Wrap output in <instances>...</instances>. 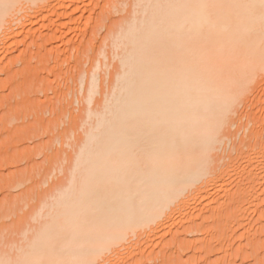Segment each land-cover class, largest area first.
I'll list each match as a JSON object with an SVG mask.
<instances>
[{
  "label": "bare ground",
  "instance_id": "6f19581e",
  "mask_svg": "<svg viewBox=\"0 0 264 264\" xmlns=\"http://www.w3.org/2000/svg\"><path fill=\"white\" fill-rule=\"evenodd\" d=\"M81 1L0 0V52L5 40L16 42L25 34L27 26H20L25 20L33 26L40 18L47 20L55 14L68 15L71 20L70 15L76 12L71 9L70 13L68 3ZM144 2L141 13H137L140 16L124 22L118 44L123 48L119 85L105 110L93 111L96 126L83 143L70 185L50 201V209L43 214L47 219L22 253L20 249V256L17 254L16 259L8 252V258L3 252L0 255L7 257L0 256V261L126 264L132 261V255L145 256L149 250L155 255L153 251L159 244L165 248H159L161 253L166 254L168 249L176 252L178 248L180 253V245L174 246L177 241L166 240L174 231L184 229L179 234L181 240V234L192 239L193 235L203 236L208 225H214L207 232L210 237L224 229L219 242L213 237L208 241L213 249L215 244L228 242V238L235 240L238 230L254 234L258 227L256 210H252L264 193V135L252 131L258 127L255 125L251 128L255 133L248 136L246 132L249 142L241 138L234 148L231 142L226 156H221L220 150H228L226 140L231 133L229 127L234 124L232 116L238 112L236 108L250 93L251 84L264 74V17L260 0ZM57 24L54 22L51 27ZM221 159L225 163L220 164ZM227 177L236 178L228 181ZM201 200L213 203L212 217L206 218L208 213L204 218L200 215ZM251 206L254 209L250 214ZM228 211L235 213L238 228L225 215ZM231 226L234 229L230 230ZM228 229L233 231V237ZM220 261L217 263L221 264Z\"/></svg>",
  "mask_w": 264,
  "mask_h": 264
},
{
  "label": "rangeland",
  "instance_id": "374dc122",
  "mask_svg": "<svg viewBox=\"0 0 264 264\" xmlns=\"http://www.w3.org/2000/svg\"><path fill=\"white\" fill-rule=\"evenodd\" d=\"M144 1L147 0H83L81 3L76 2L77 4L75 2L72 4L68 3L67 8L70 5V13L71 9L76 12H72L75 13L73 14L74 17L70 15L72 16L71 20H69L68 15L59 16L58 14L53 15L51 18L48 17L49 19L47 18V20L45 17L43 19L40 18V20H37L38 23H34L35 26L31 22L26 24L27 20H25L24 25H20L21 27L27 26L26 32L24 31L25 34L20 36L21 38L19 37L16 42L14 40H5L3 44L5 46L2 45V51L0 52V253H7L8 255L9 252V255L13 257L15 255V258L18 255L20 256L23 249L29 244L28 242L32 240L38 231V228L47 219L43 214L50 209L48 206H51L50 203L54 201V196L70 185L76 173L75 166L82 153L81 148L83 143L89 131H92L96 126L97 118H95V115L93 117V111H95V108L99 112H102L103 109L105 110L104 106L107 105L110 96L112 97L111 94L117 90L119 85V72L123 71L121 65L123 48L118 46L120 41L119 36L124 25L130 19L133 20L140 16L138 14L139 12L141 13L145 5ZM88 4L90 5L88 6ZM136 5H140V7H136ZM74 6L75 8H73ZM81 9L86 13L80 11ZM106 13L109 15L107 16ZM100 18L103 20H100ZM99 20L103 24L99 23ZM54 22L58 24L51 27ZM62 22H68L66 27L62 26L64 24ZM64 32L65 34H63ZM37 37L42 38L38 39ZM50 40L52 43H49ZM45 42L48 43L45 44ZM86 44H90L91 46H85ZM88 46L89 48L84 49V47ZM65 58L67 60H64ZM96 67L99 71L94 69ZM262 74L251 84L250 93L242 98L239 106L236 108V111H238L234 113L236 117L232 116L235 118H232V123L234 124L231 127L227 126L231 130V133L226 129V134L230 133V137H227L226 140L228 142V150L227 152L220 150L221 156L225 153L224 156L228 155L231 150L230 145L234 148L235 144L241 143V138L249 142L248 136L251 133H255L252 131L259 132L258 135L261 133V135H264V74ZM254 112L255 114H253ZM258 115L261 119L257 117ZM255 125L260 127H256L251 131V128L255 127ZM246 132L247 135L249 134L248 136ZM231 142L232 144H230ZM222 162L224 161L221 159L220 164H223ZM227 178L230 181L236 177ZM262 195L263 197H261L254 207L256 209L253 206L248 207V213L252 209H254L252 211L256 210L255 222L258 221L259 223L255 224V227L258 224V229H254L253 235L247 231L238 230L235 232V240L228 238V242H223V245L221 243L217 245L214 243L213 249L215 250H213V246L207 245L208 241L216 238L217 242H219L223 238L221 234H223L224 229L221 230L220 228L214 234L216 236L210 237L207 232L212 231L214 225L210 227L208 225L203 236L200 235L199 237L198 235L196 238L193 235V239L192 236H188L189 238L182 236L184 229L177 232L174 231V236H168L166 240L168 243L171 240L170 243L177 241L174 246L178 248L180 245V253L178 248L176 252L175 249L173 252L170 251L172 249H168L165 254L163 245L156 244L158 246L154 251L152 250L154 253L156 252V257L154 254L151 255L152 252L149 250L147 251L149 254L146 253L147 256L137 255L139 257L135 256V258L132 255V261H127L128 264H218L217 261L219 262L220 260L221 264H228L229 262V264H264V193ZM237 197L235 196V198ZM239 200H242V198H239ZM199 201L200 208L203 207V211L200 212V215H203L202 218L207 213L206 218L210 215L212 217L210 211L213 206L210 204L213 203L206 200L204 201L207 203H203L201 200L200 204ZM16 205L17 208L15 207ZM233 214L235 213L232 211L225 212L232 226L236 223L234 225L236 229L238 221L236 215ZM232 226L229 228L230 230L234 229V226ZM230 230L229 233L231 234L233 231L231 232ZM256 232L258 234H255ZM180 233H182L181 240H178L180 239ZM217 234L219 239L217 238ZM230 234L229 236L233 237V234H231L232 236ZM171 237H175V239H171ZM185 239H188V241ZM240 239L243 240L241 241ZM191 240L192 242H190ZM218 245L220 247H217ZM226 245L229 247V251L224 250L227 249ZM195 247L197 248L196 251ZM159 248H162L164 251L161 253L162 250L160 249V251ZM218 250H220V256L219 253L214 254ZM210 251L213 252L211 253ZM2 254L0 256L7 257V255ZM213 254L215 257L223 258L217 260ZM150 256H152L151 260ZM160 257L161 260L159 259ZM237 257L240 258L238 259ZM8 258L11 257L9 256ZM167 259L169 262H167Z\"/></svg>",
  "mask_w": 264,
  "mask_h": 264
},
{
  "label": "snow or ice",
  "instance_id": "6c2138e0",
  "mask_svg": "<svg viewBox=\"0 0 264 264\" xmlns=\"http://www.w3.org/2000/svg\"><path fill=\"white\" fill-rule=\"evenodd\" d=\"M140 5H136V7H139ZM7 7V5H5ZM260 8L262 11V17H264V0H260ZM0 264H13L11 261H0Z\"/></svg>",
  "mask_w": 264,
  "mask_h": 264
}]
</instances>
